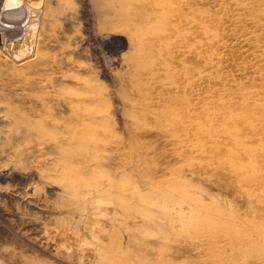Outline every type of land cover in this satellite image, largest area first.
Segmentation results:
<instances>
[{"label": "rangeland", "instance_id": "rangeland-1", "mask_svg": "<svg viewBox=\"0 0 264 264\" xmlns=\"http://www.w3.org/2000/svg\"><path fill=\"white\" fill-rule=\"evenodd\" d=\"M264 0H0V264H264Z\"/></svg>", "mask_w": 264, "mask_h": 264}, {"label": "built area", "instance_id": "built-area-1", "mask_svg": "<svg viewBox=\"0 0 264 264\" xmlns=\"http://www.w3.org/2000/svg\"><path fill=\"white\" fill-rule=\"evenodd\" d=\"M263 263H264V258H263Z\"/></svg>", "mask_w": 264, "mask_h": 264}]
</instances>
